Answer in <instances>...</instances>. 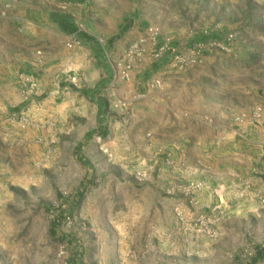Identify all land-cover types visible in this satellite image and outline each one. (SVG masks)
I'll return each instance as SVG.
<instances>
[{
	"label": "crops",
	"instance_id": "crops-1",
	"mask_svg": "<svg viewBox=\"0 0 264 264\" xmlns=\"http://www.w3.org/2000/svg\"><path fill=\"white\" fill-rule=\"evenodd\" d=\"M0 1L11 2L3 9L11 34L25 28L27 42L33 43L25 45V37L22 44L14 43L10 32L0 38V129L10 126L12 108L21 103L20 74L33 73L40 85L78 73V95H51L49 112L52 117L79 112V104L83 115L94 114L90 128L106 133L93 140L102 143L108 159L152 160L141 188L150 195L134 189L137 218L146 226L156 224L160 209L182 207L181 189L190 182L202 185L195 191L196 211L221 210L226 224L232 223L234 209H251L264 195V0H209L211 18L200 30L210 29L220 41L232 34L229 52L208 50L200 66L183 72L153 61L147 29L157 28L160 36L177 29L163 26L164 20L152 21V10L140 5H154L156 16L174 24L188 17L205 22L204 0H195L193 9L185 3L178 11L172 9L175 0H36L38 6L29 7L13 4L26 0ZM54 14L68 19L76 34L63 33L51 20ZM72 39L79 44L66 50ZM134 45L141 54L129 60L130 75L123 80L118 73ZM156 80L161 86L150 88ZM259 110L260 118L253 120ZM159 151L165 153L163 160ZM176 190L180 198L166 196Z\"/></svg>",
	"mask_w": 264,
	"mask_h": 264
},
{
	"label": "rangeland",
	"instance_id": "rangeland-1",
	"mask_svg": "<svg viewBox=\"0 0 264 264\" xmlns=\"http://www.w3.org/2000/svg\"><path fill=\"white\" fill-rule=\"evenodd\" d=\"M185 3L193 9L198 2L175 0L172 9L181 10ZM9 4L0 1V38L10 32L3 11ZM13 4L38 6L36 0ZM203 5L205 22L188 17L177 18L175 24L156 16L154 5L140 6L152 10V21L164 20L163 26L177 29L160 38L170 39L183 50L214 38L210 29L200 30L211 18L209 0ZM223 11L221 6L220 17ZM27 33L25 28L16 27L8 36L19 45L23 37L25 45L33 44L27 42ZM28 72L18 77L21 103L12 108L10 126L0 129V264H70L76 254L68 244L70 240L75 241L81 264H248L257 249H264V206L259 201L264 195L255 199L251 209H234L229 216L232 223L226 224L221 210L212 214L196 211V205L188 204L196 195L195 191L187 195L190 182L181 189L183 206L160 209L156 224L146 226V221L137 218L134 189L150 195L149 190L141 188L147 185L152 160L108 159L100 150L102 143L93 140L106 133L90 128L94 114L89 110L83 115L79 104V112L51 116V95L58 92L60 99L78 95L82 85L78 73V86L73 87L67 78L76 73H64L53 83L39 85L36 76ZM29 77L36 81L33 90ZM46 101L48 106L41 105ZM42 108L45 115L40 114ZM89 140L92 143L88 148ZM158 156L163 160L165 153L159 151ZM79 191L83 192L82 200L69 216L68 202ZM180 194L176 190L166 196L178 199ZM56 215L62 219L53 227ZM51 228L57 233L56 239L51 236ZM257 264H264V258Z\"/></svg>",
	"mask_w": 264,
	"mask_h": 264
},
{
	"label": "built area",
	"instance_id": "built-area-1",
	"mask_svg": "<svg viewBox=\"0 0 264 264\" xmlns=\"http://www.w3.org/2000/svg\"><path fill=\"white\" fill-rule=\"evenodd\" d=\"M148 35L150 41L153 44L152 59L156 62L165 61L167 67L174 72H183L189 68L200 66L203 63L204 54L208 50H218L220 52L226 53L229 52L228 44L233 40L232 34H227L222 41L218 39L211 38L208 41H199L193 44L190 47L184 48L183 50L176 47L170 39L160 40V32L157 28H148ZM206 34V33H205ZM100 44L103 43L102 40L98 41ZM79 43L75 40H71L66 44L68 49H73ZM141 54V49L138 45L132 46L126 53L125 59L126 63L118 73L119 78L127 80L131 71V64L129 60L139 57ZM78 75H71L67 79V82L73 86H78ZM29 87L31 90L36 88V81L31 77L28 78ZM161 84L159 81H153L150 83V88L160 87ZM251 118L253 120H258L260 118V110L254 113ZM264 146V145H263ZM202 188V185L198 183H190L187 187V195H191L194 191H199ZM260 203L264 206V197L259 198ZM190 206H195L194 198L191 197L188 200ZM203 218H201L202 220ZM214 236V234H210Z\"/></svg>",
	"mask_w": 264,
	"mask_h": 264
},
{
	"label": "trees",
	"instance_id": "trees-1",
	"mask_svg": "<svg viewBox=\"0 0 264 264\" xmlns=\"http://www.w3.org/2000/svg\"><path fill=\"white\" fill-rule=\"evenodd\" d=\"M51 20L56 23L61 31L63 33H66L68 35H72V34H76L77 30L74 27V25L66 18L54 14L51 16ZM215 39V37H214ZM83 192L79 191L76 195H74L71 200L68 202V207L66 210V213H68L67 215H71L74 213V211L78 208L80 201L82 200L83 197ZM61 200V198H60ZM61 216H57L54 218V222H53V227H56V225L60 222L61 220ZM51 236L53 237V239H56L57 233L56 231H54V228H51ZM60 241H63L62 238L59 239ZM75 243L74 240H70L68 241L69 246H72L73 250L76 252V254H74L71 257L70 260V264H81L82 260H81V256L77 254V248L74 249L75 247L73 246ZM264 258V249H257L255 252L254 257L250 260V262L248 264H257L261 259Z\"/></svg>",
	"mask_w": 264,
	"mask_h": 264
}]
</instances>
